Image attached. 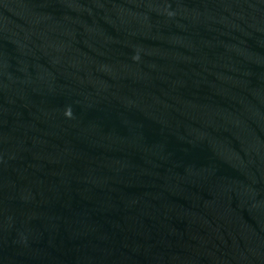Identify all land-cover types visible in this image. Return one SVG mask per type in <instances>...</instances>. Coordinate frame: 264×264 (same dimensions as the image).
I'll return each instance as SVG.
<instances>
[{
  "label": "water",
  "instance_id": "1",
  "mask_svg": "<svg viewBox=\"0 0 264 264\" xmlns=\"http://www.w3.org/2000/svg\"><path fill=\"white\" fill-rule=\"evenodd\" d=\"M0 264H264V0H0Z\"/></svg>",
  "mask_w": 264,
  "mask_h": 264
}]
</instances>
